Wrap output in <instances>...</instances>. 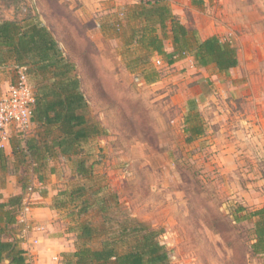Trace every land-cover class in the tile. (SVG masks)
<instances>
[{"label":"rangeland","instance_id":"obj_1","mask_svg":"<svg viewBox=\"0 0 264 264\" xmlns=\"http://www.w3.org/2000/svg\"><path fill=\"white\" fill-rule=\"evenodd\" d=\"M57 1L70 0H0V19L43 13L53 22ZM56 25L59 43L92 93L87 116L107 134L82 149L93 164L95 188L115 196L117 215L163 230L160 241L171 264H261L250 251V225L234 223L232 213L264 203V74L253 73L257 81L236 94L228 77L203 82L196 73L188 78L184 70L164 65L154 84L141 85L120 59L115 34L88 38L89 25L68 17ZM188 108L199 114L196 124L203 130L190 143L184 132ZM14 132L20 134L11 129L9 136ZM62 168L65 188L87 183ZM25 202V215L42 205L36 197ZM23 218L18 215L19 222ZM88 220L106 225L94 212Z\"/></svg>","mask_w":264,"mask_h":264},{"label":"crops","instance_id":"obj_2","mask_svg":"<svg viewBox=\"0 0 264 264\" xmlns=\"http://www.w3.org/2000/svg\"><path fill=\"white\" fill-rule=\"evenodd\" d=\"M54 6L56 13L52 16L53 22L46 20L39 10L36 11L40 13L38 21L50 31L62 49L64 57L68 58L70 54L65 46L59 43L62 41V37L56 24L65 22L67 17L68 19H80L83 24L89 25L85 29V35L88 38L99 34L100 36L114 34L117 36L120 42V59L130 66L129 68L126 66V69L140 79L141 85L146 83L143 79L144 73H148L147 71L151 69L157 72V69L164 65L184 70L188 78L190 74L196 73V79L203 82L206 78L210 80L221 78L219 80L221 81L222 77H228L229 87L234 89L236 94L243 85L248 86L257 81L253 73L264 74V0H182V4L179 6L175 4V0H70L69 3L57 1ZM210 10V15H206V12H210ZM61 13H65V15H61ZM172 17H176L180 25L189 32L188 39L192 37L193 33H196L197 37L202 40L215 36L221 42H227L236 50L237 66L228 72H220L214 64L205 67L198 66L189 55L175 59L171 65L166 64L150 44L156 42L164 52H172ZM50 23L54 25L53 29L50 28ZM226 38L229 39L226 40ZM157 59L162 62L160 66L155 64ZM151 62L152 67L150 66ZM76 73L80 79L77 69ZM243 73L251 75L245 81L240 80ZM15 75L16 68L10 61L0 65V98L15 79ZM156 81L157 79L147 84L151 85ZM29 82L34 89L36 82L42 83L43 79L37 80L33 74H30ZM188 87H186V91H189ZM88 88L86 83L80 81V90L88 105L87 112L89 113L92 93L88 91ZM29 132L24 140H20V145L23 148L35 134L38 136L44 134L43 129H38L35 124H31ZM17 141L18 138L14 132L8 137V141L0 146V204H7L14 197H21L23 205L20 212L14 217L16 222L12 224L7 223L4 213L13 211L9 208L0 211L1 239L3 241L16 240L19 247L25 251L28 264H60L61 254L75 250L77 243L76 222H90L88 215L92 212L99 213L94 208L87 214L77 215L73 212V206L70 204H66L61 209H54L53 202L60 192L73 188H65L68 185L62 176L61 167H63L62 170L71 171V177L77 178L74 176L72 163L67 156H61L59 150H55V156L44 154L41 163L32 162L28 156L26 167L22 168L14 154V150L18 151V148H14ZM94 142L91 139L84 143L82 148ZM59 160H62V163ZM34 166L37 167L35 173L33 172ZM22 174L26 175L27 188L34 187V193L29 194L27 188L25 191L23 190ZM77 179H79L78 182L87 180V183L76 186L95 187V183H92L93 178L89 180ZM28 197H36L42 205L33 208L29 215H25L22 210L25 209L24 204ZM18 215L24 217L23 222H19ZM260 215H264V203L257 208L236 207L232 213V220L237 224L243 222L250 225L252 231L251 254L261 264H264V254L253 252L254 244L257 241L256 230L260 228V225H257ZM92 225L94 224L92 223ZM34 240H37V244H33ZM0 264H8V262L4 260Z\"/></svg>","mask_w":264,"mask_h":264},{"label":"trees","instance_id":"obj_3","mask_svg":"<svg viewBox=\"0 0 264 264\" xmlns=\"http://www.w3.org/2000/svg\"><path fill=\"white\" fill-rule=\"evenodd\" d=\"M19 1L11 0V3ZM171 22L172 52H164L156 42L150 44L166 64L171 65L175 59L189 55L198 66L214 64L220 72H228L237 66L236 50L227 42H221L215 36L202 40L196 33L188 39L189 32L176 17H172ZM9 61L15 66L16 73L22 69L28 79L30 74L37 80L43 79L42 83L36 82L34 85L30 121L38 129H43L44 134H35L24 148L20 140H24L30 132L16 135L18 141L14 148H18V151L14 150V154L19 166L26 167L28 156L32 162L41 163L44 154L55 156V150H59L61 156H67L72 163L75 177L91 179L93 164L87 162L82 145L107 134L98 123L88 119V105L80 90L75 65L64 57L50 31L38 21L37 14H28L23 19H0V65ZM147 72L143 74L146 83L157 79L158 74L153 69ZM198 118L199 114L189 109L184 120L187 143L203 135V130L196 124ZM36 171L37 167L34 166L33 172ZM21 182L25 191L26 175H21ZM22 201L21 197H14L7 204H0V211L4 208L13 211L1 212L6 215L7 223L16 222L14 217L20 212ZM66 204L73 206V212L77 215L97 209L106 225L102 228L87 221H77L75 250L61 254L60 264H171L170 252L160 241L163 230L129 215L120 214L119 217L115 196H109L94 186H74L61 191L52 207L61 209ZM259 217L257 225L260 228L256 230L257 241L253 252L264 254V215ZM1 234L2 230L0 263L5 260L8 264H28L25 251L18 242L3 241Z\"/></svg>","mask_w":264,"mask_h":264},{"label":"built area","instance_id":"obj_4","mask_svg":"<svg viewBox=\"0 0 264 264\" xmlns=\"http://www.w3.org/2000/svg\"><path fill=\"white\" fill-rule=\"evenodd\" d=\"M155 64L160 66L162 62L157 59ZM33 103L32 86L28 77L20 69L5 94L0 98V146L8 141L11 129H16L17 133L23 135L30 130ZM30 191L33 192V188H30ZM22 211L24 212V209ZM37 230L40 229L37 228ZM33 244H37V240H34Z\"/></svg>","mask_w":264,"mask_h":264}]
</instances>
